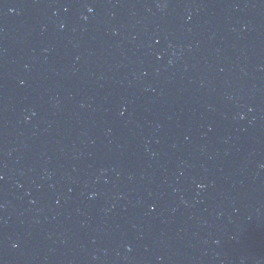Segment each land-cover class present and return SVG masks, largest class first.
I'll return each instance as SVG.
<instances>
[{
    "label": "water",
    "instance_id": "95a60500",
    "mask_svg": "<svg viewBox=\"0 0 264 264\" xmlns=\"http://www.w3.org/2000/svg\"><path fill=\"white\" fill-rule=\"evenodd\" d=\"M26 264H264V0H104Z\"/></svg>",
    "mask_w": 264,
    "mask_h": 264
}]
</instances>
